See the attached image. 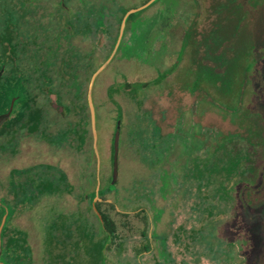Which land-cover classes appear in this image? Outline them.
I'll use <instances>...</instances> for the list:
<instances>
[{
	"label": "flooded vegetation",
	"instance_id": "1",
	"mask_svg": "<svg viewBox=\"0 0 264 264\" xmlns=\"http://www.w3.org/2000/svg\"><path fill=\"white\" fill-rule=\"evenodd\" d=\"M135 1L0 0V264H63L47 228L69 240L99 234L107 264H128L134 238L135 264H169L171 238L186 250L213 238L216 261H249V229L243 239L215 232L228 213L242 226L239 189L252 214L262 182L251 160L264 154V115L250 104L254 45L238 46L242 0H210L214 15L202 14L208 0ZM134 171L151 188L143 178L126 193ZM192 198L201 226L174 230Z\"/></svg>",
	"mask_w": 264,
	"mask_h": 264
},
{
	"label": "rangeland",
	"instance_id": "2",
	"mask_svg": "<svg viewBox=\"0 0 264 264\" xmlns=\"http://www.w3.org/2000/svg\"><path fill=\"white\" fill-rule=\"evenodd\" d=\"M132 0H128L130 2ZM174 3H177L179 1L180 5L183 6L182 0H170ZM243 1V2H242ZM241 3L243 5V9L241 13L245 14L244 17H246L245 20L240 21V36L245 34L244 40L243 37H239V51H242V47L244 48V52L246 51V47L250 44L254 45V50H252L251 59H254L252 63L254 65L252 66L250 72L248 73L247 78L250 80L252 94H255L253 97V100H251L250 104L253 103L254 110L261 111L264 113V0H242ZM146 2V0H136L132 4H130V7H133L135 5L143 4ZM188 0H185V4L187 5ZM211 1L208 0L207 4L204 5L206 7V11L202 12V14H208V15H214L212 12ZM198 4H196L197 6ZM228 16L227 11L224 13ZM230 14V13H229ZM216 17L213 16V18H208L204 24L201 25L207 26L206 29H211L212 25ZM213 19V20H212ZM249 25V28H248ZM200 27V28H201ZM251 28V29H250ZM227 33V32H226ZM225 33V35H226ZM255 34L256 38L254 39L253 35ZM244 41V42H243ZM243 42V45H242ZM226 45L224 46V49H226ZM246 48V49H245ZM236 50L238 48L236 47ZM248 50V49H247ZM180 54V52H179ZM242 56V54H241ZM246 65V61L241 60L240 61V67ZM221 70V69H220ZM242 70H240L241 72ZM249 87V88H250ZM262 113V115H264ZM260 127L264 128V124L261 123ZM100 152L103 153V146L100 145ZM257 152L253 154L251 163L252 165L257 168V170H260V167L263 165V169L260 170V174L262 176V182H260L259 187H253L252 189H256L258 191L255 192L256 194V201H254L251 205V213H247L244 211L245 203L247 201V191L245 189L240 188L239 192H241L238 196L236 193V196L239 197L238 201V207L239 213L243 212V219L241 220V227L239 228L237 225H235V216L232 213H228V215L220 216L215 219V226L216 231L218 232L222 237H226L229 239L233 238H241L243 239L246 237L245 229H249L250 237L253 239V243L250 246V251H248L249 255V261L246 264H264V157H262L263 152L261 150H256ZM23 151L21 155H24ZM48 152H45V155ZM50 155L42 156L41 158H55L56 156L50 152ZM80 157L82 158L83 155L80 154ZM126 171L128 170V167L130 166V163L127 162L125 165ZM139 169V167H138ZM131 174V173H130ZM143 178H146L145 185L147 188H151V185L153 184V179L151 177L142 176L141 173L134 171L133 175L130 176L127 180V183H125V186L127 187L126 193L132 194L136 193L134 192V187L138 185V181L142 180ZM1 181V180H0ZM147 190V189H146ZM261 191H263V194L261 195ZM261 192V193H260ZM139 193H143V190ZM208 195V194H207ZM209 197V195H208ZM243 198V200H242ZM128 202V201H127ZM193 198L190 199L189 202H187L186 205H181L179 208L175 210V224H174V230H176L181 224H185L186 228L189 230L191 227H196L199 229L201 224L198 221L199 215L196 213L191 212L190 208L192 207ZM209 204H215L217 201H213L212 198L209 197L208 199ZM48 204H54L55 202L51 200V202L48 201ZM234 217V218H232ZM241 217V215H240ZM254 217V225L251 222V218ZM52 218L51 213L49 212L45 218V220L50 221ZM170 217H166L164 220V223H167L169 221ZM39 223V222H38ZM263 223V224H262ZM41 224V223H39ZM248 224L250 225L248 227ZM252 228V231L250 229ZM211 229V225L208 224V221L206 225H204V233L208 234ZM45 232V237L47 240V245L50 253H53L54 250L58 249L57 246L60 245L59 252L55 253L54 255L58 254V258L61 259L64 263L63 264H107L105 253L103 250V240L99 239V234H95L94 239V232L87 231L84 232L81 235L80 230L77 231L78 238H73L71 240L68 239V237H64L66 235L65 230H60L59 236L56 237L53 236L54 232L50 230V228L43 229ZM172 230L169 232L171 233ZM83 235H86V237H82ZM248 236V233H247ZM91 237V239L88 240V238ZM138 239H131L128 241L125 247L124 257L126 260H130L128 264H135L134 262L137 259V252L134 249V244ZM210 240L209 246L206 244H203L202 246H199L198 244L196 247H192L189 250H186L183 243H176L174 242L173 238H171L168 242V251L172 255V259L169 264H223V261H216L213 259V252L209 250L210 246H217V240L210 238L207 239ZM90 241V242H89ZM225 249V248H224ZM103 252V254H102ZM204 252L203 256L199 253ZM228 252V251H227ZM112 254V253H111ZM214 255V254H213ZM223 258V257H222ZM143 262L145 261V264H158L157 259L154 258L152 255H149L147 257H142ZM234 262H238L235 259H233ZM159 262L162 263V260ZM231 261H227L228 264H230ZM109 264V263H108ZM120 264V263H118ZM125 264V263H123Z\"/></svg>",
	"mask_w": 264,
	"mask_h": 264
}]
</instances>
